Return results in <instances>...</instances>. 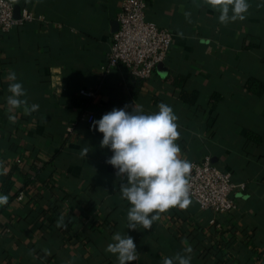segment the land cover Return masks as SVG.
<instances>
[{"label": "crops", "instance_id": "crops-1", "mask_svg": "<svg viewBox=\"0 0 264 264\" xmlns=\"http://www.w3.org/2000/svg\"><path fill=\"white\" fill-rule=\"evenodd\" d=\"M9 1L35 17L0 35V193L8 196L0 264H117L105 250L117 231L136 242L130 264H162L177 253L191 255V264H264V0H248L245 19L227 24L205 0H150L147 20L168 28L174 42L145 80L123 65L101 70L120 0ZM11 72L28 105H39L13 110L15 122L6 100ZM160 102L178 117L181 158L209 156L245 189L235 190L236 208L226 215L191 200L161 213L151 229L128 230L130 205L106 162L112 153L87 117L126 105L150 113Z\"/></svg>", "mask_w": 264, "mask_h": 264}, {"label": "clouds", "instance_id": "clouds-1", "mask_svg": "<svg viewBox=\"0 0 264 264\" xmlns=\"http://www.w3.org/2000/svg\"><path fill=\"white\" fill-rule=\"evenodd\" d=\"M205 3L219 12L218 19L225 24L244 20L249 9L248 0H205ZM8 79L12 81L6 98L8 119L15 122L13 110L23 106L26 112H34L39 105H28L26 89L15 72ZM177 121L173 108L160 102L158 111L145 113L136 105L131 110L126 105L113 108L92 122L93 128L103 134L100 147L112 153L106 162L119 177L121 198L129 202L128 230L151 229L161 213L175 207L185 209L191 203L189 183L193 163L181 158ZM88 153L87 147L81 151V155ZM7 201L8 196L0 193V205ZM105 250L116 256L117 264H130L138 258L136 242L128 231L113 233ZM184 251L192 250L189 247ZM191 261V255L177 253L164 257L162 264H191Z\"/></svg>", "mask_w": 264, "mask_h": 264}, {"label": "built area", "instance_id": "built-area-1", "mask_svg": "<svg viewBox=\"0 0 264 264\" xmlns=\"http://www.w3.org/2000/svg\"><path fill=\"white\" fill-rule=\"evenodd\" d=\"M121 10L117 16L119 28L101 69L108 72L120 65L140 79H150L156 68L164 64L173 45V33L147 20L146 12L150 0H120ZM34 15L27 9L20 17L15 16V5L9 0H0V35H5L18 26L32 21ZM84 96L95 97L94 91H81ZM90 123L94 115L87 117ZM190 173V198L202 212L226 215L236 208L235 190L244 191V184H236L233 174L220 170L211 157L192 162ZM18 199L22 200V194ZM215 224V219L212 220Z\"/></svg>", "mask_w": 264, "mask_h": 264}, {"label": "water", "instance_id": "water-1", "mask_svg": "<svg viewBox=\"0 0 264 264\" xmlns=\"http://www.w3.org/2000/svg\"><path fill=\"white\" fill-rule=\"evenodd\" d=\"M20 9L18 8V7H16L15 8V16L17 17V18H19L20 17Z\"/></svg>", "mask_w": 264, "mask_h": 264}]
</instances>
